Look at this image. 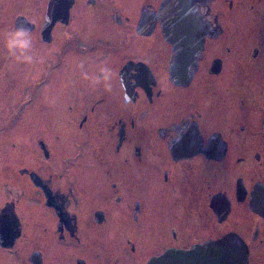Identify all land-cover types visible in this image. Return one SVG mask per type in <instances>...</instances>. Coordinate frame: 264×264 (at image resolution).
Masks as SVG:
<instances>
[{"label":"flooded vegetation","instance_id":"af4514ba","mask_svg":"<svg viewBox=\"0 0 264 264\" xmlns=\"http://www.w3.org/2000/svg\"><path fill=\"white\" fill-rule=\"evenodd\" d=\"M165 1L0 0V70L23 30L35 72L0 126L28 129L13 120L31 103L35 140L0 174V264H149L206 243L264 264V0H192L184 18Z\"/></svg>","mask_w":264,"mask_h":264},{"label":"rangeland","instance_id":"374dc122","mask_svg":"<svg viewBox=\"0 0 264 264\" xmlns=\"http://www.w3.org/2000/svg\"><path fill=\"white\" fill-rule=\"evenodd\" d=\"M46 49V48H45ZM43 57L45 58V64L43 63L41 65V70L44 71L42 68L43 65H46L47 61V49L46 51H43ZM3 59H5V62L7 63L6 68L0 70V86L2 85L1 81L3 79H7L8 81L15 80L17 84L22 85L24 89H18L16 90L13 88L16 93L12 96V93H9L7 96L0 93V110L3 108V113L0 114V126H3V123L9 122V117L11 116L12 112L16 109L17 104L21 101L18 96L21 95H27L30 93V90L32 89V83L35 79V72L32 65V61L29 62L28 68L24 67L25 61H16L9 53H7L6 56H3ZM46 67V66H44ZM45 72V71H44ZM62 75L59 76L61 78ZM18 80V82H17ZM20 81V82H19ZM27 83V84H26ZM26 84V85H25ZM27 93H26V92ZM29 91V92H28ZM12 94V95H11ZM41 101H39V105L43 104V102H46L43 97L40 98ZM47 100V99H46ZM22 110L23 119H14L13 120V126L14 127H23L28 128L22 130L20 133L16 130H8L6 132L1 131L0 132V174L2 172V166L5 164L12 165L15 164V160L20 156V143H29L30 146L27 145L26 147L30 150L31 144L34 142V135L31 134V126H33L32 122L34 120V109L31 105V103L28 104V107H24ZM40 121L43 122V118H40ZM36 142V141H35ZM31 153V152H30ZM71 154V152H70ZM10 160L8 162L4 160Z\"/></svg>","mask_w":264,"mask_h":264},{"label":"water","instance_id":"95a60500","mask_svg":"<svg viewBox=\"0 0 264 264\" xmlns=\"http://www.w3.org/2000/svg\"><path fill=\"white\" fill-rule=\"evenodd\" d=\"M179 8L180 11L175 12V17H186L192 14V0H166L162 5L163 13L169 9ZM166 31L171 29L166 28ZM169 41L176 46L177 37L174 34L167 33ZM196 52L194 55H196ZM178 54L176 49L172 53L171 73L172 79L176 82L178 77L177 68ZM233 247L225 245H210L209 243L195 246L189 250H171L161 258L153 259L149 264H233L234 252Z\"/></svg>","mask_w":264,"mask_h":264},{"label":"clouds","instance_id":"9594fccd","mask_svg":"<svg viewBox=\"0 0 264 264\" xmlns=\"http://www.w3.org/2000/svg\"><path fill=\"white\" fill-rule=\"evenodd\" d=\"M4 47L7 49V52L16 60V61H26L31 62L33 60V55L31 54L32 50V40L23 30L10 31L4 34L3 37ZM102 72L106 75L104 79H107V68H102ZM87 77V74H85ZM99 78H97V81Z\"/></svg>","mask_w":264,"mask_h":264}]
</instances>
